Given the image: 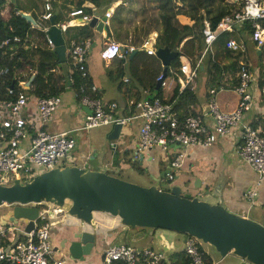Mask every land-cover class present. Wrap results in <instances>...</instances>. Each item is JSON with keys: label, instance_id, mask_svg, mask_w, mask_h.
<instances>
[{"label": "built area", "instance_id": "2783aa9c", "mask_svg": "<svg viewBox=\"0 0 264 264\" xmlns=\"http://www.w3.org/2000/svg\"><path fill=\"white\" fill-rule=\"evenodd\" d=\"M53 1L42 0L43 12L40 13L39 20L31 25V28L38 29L45 34L46 45L49 49H53L52 40L47 35L50 18L53 16ZM225 2L232 7L214 27H211L208 19L202 22L203 49L200 56L192 62L188 57V59H181V55L179 72L176 73L170 68L171 78L168 82L165 79L166 73L165 75L163 72L158 74L156 80L160 81V86H165L176 78L181 90L187 88L194 91L203 60L208 52H212L214 42L223 33L232 34V37L226 40L225 48L233 55H243V58L247 56L246 36L255 50H263L260 57H264V0H229V2L226 0ZM9 3L7 2V6ZM7 6L6 0L0 1V14ZM16 13L20 12L16 11ZM93 15L75 6L67 13L68 21L55 23V25L65 30L70 25H80L76 22L77 19L88 23ZM247 25L250 26L251 31L245 30ZM28 43L29 34L23 38L7 37L0 41V49L3 53L9 50L6 56L12 59L17 46L21 45L22 48L28 50L31 47ZM142 46L148 55H155L152 43L146 41ZM90 49L89 39L73 41L67 49L68 67L72 71H78L82 79L74 91V96L80 106L89 109L82 122L67 131L50 132L47 129L53 113L61 107V97L59 95L39 97L27 93L26 83L21 79L25 76L22 70L18 74L14 73L13 82L16 81L17 85L15 87L14 83L10 86L6 85L4 94H0V173L9 175L10 179L20 178L23 181H29L42 172L67 165L65 161L70 162L71 152L76 145V136L73 133L114 124H120L123 127L133 120H139L138 149L134 155L135 159L138 153H144L154 147H158L162 152L171 150L173 145L179 148L208 147L217 138L228 136L232 128L240 124L241 143L236 147V154L257 173L256 185L264 181V120L258 126L242 122L244 113L254 106L255 96L264 97V84L258 86L259 95L253 91L256 77L249 71L250 62L238 59V57L232 58L237 61L238 70L236 72L227 71L220 81L221 84L236 82L233 90L240 100L232 111L221 110L216 101L215 95L217 91L224 89L222 86L209 89L210 121L204 119L201 113L189 112L180 115L175 101L163 102L156 95L130 101L128 105L132 109L129 115L123 116L117 113L119 106L115 101H103L98 95L97 86L86 82L88 78L86 55ZM134 50V46H127L125 53L129 54ZM99 55L103 60L123 58V53L115 42L104 45ZM244 66L247 69H243ZM9 70V66L0 62V79L7 75ZM258 71L263 73L262 79L264 80V59L262 68ZM111 147V149L115 147L113 142H111ZM184 159L185 153L182 151L172 155L168 161V172L164 180L173 181ZM86 161L87 158L85 163ZM11 181L0 180V184L9 185ZM256 196V189H249L246 193L249 202H252ZM16 205L37 208V217L33 220L34 225L29 232L24 231L23 225L17 223L0 224V264H72L63 257H57L51 244L49 228L54 217L50 215V212L57 215L60 209L50 203L45 204L43 201L3 203L0 207L12 208ZM43 205H46V208H39ZM8 233H12V237L9 238ZM198 240L194 236L187 235L183 252L189 260L188 264H205ZM98 264H171V260L169 254L161 249L155 250L153 247H139L130 242H119L109 244L103 249L101 261Z\"/></svg>", "mask_w": 264, "mask_h": 264}, {"label": "crops", "instance_id": "0c3cea01", "mask_svg": "<svg viewBox=\"0 0 264 264\" xmlns=\"http://www.w3.org/2000/svg\"><path fill=\"white\" fill-rule=\"evenodd\" d=\"M191 1L193 0H185L186 12L182 13L180 15L181 18L178 19V29H181L183 24L191 25L194 22L193 17L196 16H201L202 20L211 19L228 5L226 2L216 4L213 0L210 2L207 0H196L197 4L194 6L195 10H193L187 7ZM7 2L10 1L6 0V6ZM77 2L78 0H54L53 15L57 17V14H60L62 17V21L60 20V22L68 21L67 13L70 9L77 6ZM82 2L90 7L89 12L84 9L85 13L89 15L95 14L100 17L105 14L106 19L104 22L106 30L97 32L89 27L87 23L80 22L79 19L76 22H79L80 25H70L67 28L80 29L83 26L90 28L92 37H86L81 40L89 39L91 42V49L86 55L88 78L97 86L98 95L103 101H115L119 106L117 113L127 116L132 109L128 105L130 101L150 98L155 95L157 80L153 74L158 69V65L162 67V63L156 55H148L142 45L144 42L149 41V43H152L154 50H156L159 47L157 46V41L160 35H162L168 26L173 27L174 18L177 19V14H173V0H169L166 7H163L164 0H82ZM9 4L4 8L2 16H6L9 10ZM23 5L26 11L20 13L29 14L33 20L30 23L33 25L34 21L39 20L40 13L43 12L42 0L41 8L38 9L25 3ZM176 5V9L179 8L178 5L180 9L183 6L180 0ZM67 28L61 30L62 38L66 46V60L67 49L70 43L76 41L75 39L69 40ZM41 33L38 29H30L28 44L31 47L29 49L34 51L37 48H48L45 35L42 33L43 36H41ZM245 38L247 39V49L250 48L251 53H247V56L243 59L247 62H249V59L253 61L250 62L249 71L256 77L253 83V91L258 94V86L264 84V80L262 79L263 73L258 71V69L262 68L264 57L256 56L255 51L258 55H261L263 50H255L249 38L246 36ZM109 42L118 44L123 53V58H113L111 60H102L100 58V49ZM183 43L178 46L179 53H181ZM127 46L135 47L132 56H130L131 53H125ZM187 57V55L182 54L181 59ZM220 59L222 63L226 64L230 61L226 57ZM232 61L237 62L233 59ZM56 70H54L55 75L59 72V70ZM210 72H212V67L207 61L204 63L203 60L195 89V98L176 101V107L180 115H185L189 112L201 113L204 119L210 121L209 110L206 111L205 107L209 99L208 91L210 88L215 87L214 77H212ZM225 73L222 74V79ZM72 82L68 78L67 85L58 94L62 101L61 107L53 113L52 119L47 125V129L50 132L67 131L78 126L82 122L85 113L89 111L87 107L80 106L78 100L75 98V88L72 87ZM255 97L256 101L254 100V106L251 110L244 113L242 122L258 126L264 120V104L262 105V102L258 101L260 96ZM215 98L221 110L232 111L236 107L238 94L232 89H223L217 91ZM139 125V120H133L128 125L121 127L120 137L118 140L113 141L116 146L110 150L107 147L110 146L111 141L107 140L106 137L111 129L105 128L108 125L83 131L85 133L84 135H86L84 139L85 147L81 150L79 156H71L69 163L82 167L89 154L96 152V157L99 158L100 162L103 165L116 169V174L121 172L122 167L131 166L134 168V165H131L129 159L133 158L135 160V154L133 155V153L137 152L138 149ZM241 130L240 124L233 127L228 136L217 138L208 147L193 146L179 148V146L173 145V148L166 152H162L158 147L151 148L144 153L140 152L138 153V156L142 153V160L139 164L140 171H147L151 176L158 178L162 170L168 166V161L172 158V155L174 156L176 152L182 151L185 153V159L181 169L177 172L172 182L175 185L181 186L182 192L186 196L197 194L203 196L205 192L217 188L221 193L225 206L230 211L252 217L256 220L260 218L264 220V181L256 185L258 182L257 173L236 154V147L241 143ZM108 141L109 143H107ZM108 151L112 154V158L109 161L105 157ZM124 152H128V155H124ZM74 159L77 161L81 160V164L74 163ZM137 159L134 161L135 164ZM136 165L138 166V164ZM187 174H194V176L201 179L199 188L193 187L192 183L185 182V175ZM249 189H256L257 191V196L252 202H249L246 197ZM252 204L254 205L251 206ZM97 215H102L106 223L110 222L114 225L115 220L110 218V216L101 212H95L94 217ZM51 221L52 224L59 223L61 225L64 224L63 221H69L71 224H74L76 220L74 218L70 219L67 215L65 218H53ZM119 227L121 226L119 225ZM65 228V226L63 228H57V230L55 228L52 235H50L51 240H53L52 238L56 234V239L60 243L62 238L61 233H63ZM119 231L120 228L113 230L106 229L105 236L107 238L105 236L103 237L104 241L101 242L99 250H103L109 244L122 242L119 238ZM137 246L152 247L151 244L144 241H141ZM202 252L205 251L202 250ZM207 252L211 259H213V264L217 262L218 253L214 247L209 245ZM58 254L56 253L57 257H61V253ZM92 255L85 262L79 264H98L101 261V251ZM72 264L75 263L72 262Z\"/></svg>", "mask_w": 264, "mask_h": 264}, {"label": "water", "instance_id": "95a60500", "mask_svg": "<svg viewBox=\"0 0 264 264\" xmlns=\"http://www.w3.org/2000/svg\"><path fill=\"white\" fill-rule=\"evenodd\" d=\"M21 16L33 22L29 14L21 13ZM105 19V14L102 17L94 15L87 24L95 31L102 32L106 30ZM47 35L52 40L59 62H65L66 46L61 29L55 25L54 15L50 18ZM178 49L177 45L156 48L155 55L162 63L163 75L171 61L178 56ZM34 77L35 74H32L26 82L27 90ZM159 87L160 81H157L156 90ZM205 107L208 111V104ZM120 132L121 125L114 124L106 139L116 141ZM124 155L127 156L128 152H124ZM137 157L140 164L142 153ZM135 160L129 159L130 162ZM167 172L166 167L158 178H152L156 182L162 181ZM116 173V169L103 165L96 152H92L83 167L73 164L60 166L42 172L29 181L18 178L9 185L0 184V205L46 201L60 209L57 215L51 211L52 217L60 214V218L67 215L74 218V224L63 221L62 225L66 228L61 233V242L54 247L56 253L64 254L68 260L83 262L93 251H98L97 235H101L102 242L106 229L120 228L119 238L122 242L139 236L148 244H158L171 255L184 251L185 240L190 235L214 247L218 253L217 264H264V220L230 211L217 188L205 192L203 196H186L181 186L171 181H166L171 185L167 190L155 184L144 187L123 180ZM185 177V182L192 183L193 187L199 188L201 185V179L194 174ZM95 212L113 218L114 225L110 228L99 226L94 222ZM37 213L35 207H7L6 212L0 214V224L17 223L29 232ZM227 255L231 259L225 261Z\"/></svg>", "mask_w": 264, "mask_h": 264}, {"label": "trees", "instance_id": "16d2710c", "mask_svg": "<svg viewBox=\"0 0 264 264\" xmlns=\"http://www.w3.org/2000/svg\"><path fill=\"white\" fill-rule=\"evenodd\" d=\"M4 1V0H0ZM26 5L33 6L30 0H25ZM38 2V0H36ZM97 1V0H93ZM182 3L185 0H180ZM169 0H164L163 7H166ZM16 3L18 1L16 0ZM9 4V10L6 16H2L0 14V41L7 37L19 36L23 38L26 34H29L31 29V23L26 21L20 13H16V11L22 12L26 11L25 7H21L18 3ZM35 6V5H34ZM33 6V7H34ZM36 7V6H35ZM65 7V6H64ZM77 7H81L83 10L85 9L87 12L90 11V7L86 5L82 0H78ZM232 6L226 5L223 10L216 15L215 17L208 19L211 23V27H214L217 22L223 17L226 13L229 12V9ZM37 9L39 8L36 7ZM60 13V12H59ZM192 19V17H191ZM194 22L191 25L183 24L181 29H178L173 25V27L168 26L166 30L160 35L157 41V46H168L170 48L174 46H179L182 42L183 45L181 47V53H178V56L171 61V64L167 68L165 79L167 82L171 78V74L169 69H173L176 73L178 71V67L180 66V56L187 55L191 59L194 57L200 56L202 49H203V36L201 33V29L203 27V20L201 16L193 17ZM62 21V17L60 14H57L55 17V23ZM87 26H83L79 28H67L68 37L70 39H75L76 41H81L83 38L92 37L91 30ZM247 31H251L249 25L246 26ZM243 31V30H242ZM241 31V32H242ZM244 32V31H243ZM44 34V33H43ZM41 33V36H43ZM244 34V33H243ZM45 35V34H44ZM240 36L242 34L239 33ZM237 36V35H236ZM71 37V38H70ZM232 37L230 33H223L221 34L213 44L212 52H208L209 54L206 55L207 63L212 67V75L214 80V85L222 86L224 89H232L236 85L235 81H232L228 84L223 83L221 84L220 81L222 79V74L229 71V72H236L238 68L236 67V63L232 61V58L238 57V59H243V55H233L230 50L225 48V43L228 38ZM16 53L12 56V59H8V54L10 51L6 50V53H3L0 49V62L4 65L9 66L10 70L7 75H5L2 79H0V94H4V87L6 85L10 86L14 83V87L17 85V82H13V78L15 74H18L21 70H27V74L30 76L32 73L35 74L34 79L31 83V88L27 90V93H31L34 96H51V95H58L60 91L63 90L64 86L67 85V80L70 78L72 82V87L75 90L78 88L79 84L81 83V77L78 71H72L71 68H68V56L67 61L60 63L59 58L53 49L48 48H37L36 50L31 49H24L21 45L17 46ZM182 50L184 52H182ZM68 55V52H67ZM255 55L260 57L258 53L255 51ZM226 57L230 59L228 64L222 63L220 58ZM157 60V59H156ZM159 62V60H157ZM155 73L156 77L160 72H163V66L158 65ZM242 67H240L241 69ZM55 69H58L59 72L55 75ZM69 69V72H68ZM243 69H247L246 66ZM200 71V68H199ZM204 71V70H203ZM28 76V78H29ZM87 83L91 84L89 78L86 80ZM153 86V83H152ZM195 90L190 91L189 89L181 90L180 85L176 81V78L173 81L167 83L165 86H160L156 91L155 95L158 96L163 102H178L182 99H193L195 98ZM240 100L238 96L237 104ZM236 104V106H237ZM220 108V107H219ZM12 233H8L9 238L12 237ZM201 249V248H200ZM202 251V250H201ZM205 264H213L212 261H208L205 258V253L203 252ZM171 264H188L189 260L187 259L184 252L177 253L170 255Z\"/></svg>", "mask_w": 264, "mask_h": 264}, {"label": "rangeland", "instance_id": "374dc122", "mask_svg": "<svg viewBox=\"0 0 264 264\" xmlns=\"http://www.w3.org/2000/svg\"><path fill=\"white\" fill-rule=\"evenodd\" d=\"M10 1V3H16V0H9ZM18 1V3L20 4V6L21 7H23L24 5V3H26V1L25 0H17ZM33 4V6L35 5L36 7H38V4H39V8H41V0H38V2L36 1V0H30ZM208 2H210L211 0H207ZM216 4H220L221 2L223 3V2H225L226 0H213ZM228 2H229V0H227ZM179 2V0H173V14H177V19H175L174 18V23H173V25L174 26H177L179 23H178V19H180L181 17H180V15H182V13H184V12H186V7H185V5H186V2H184V3H182L183 4V6L181 7V9H180V6L178 5V9H176V4ZM18 3H16L17 4V6H18ZM200 4H201V2H199ZM197 4V2H196V0H193V1H191L190 2V4H188L187 5V7L189 8V9H193V10H195V5ZM34 6V7H35ZM35 7V8H36ZM197 7V6H196ZM69 12V11H68ZM94 16V15H93ZM177 28H179V26H177ZM246 39V38H245ZM247 40V39H246ZM101 50V49H100ZM247 51H248V53L250 54L251 52H250V48H248L247 49ZM253 51V50H252ZM100 52V51H99ZM134 52V51H133ZM182 52H184L183 50H182ZM209 54V53H208ZM207 54V55H208ZM100 56V55H99ZM101 58V57H100ZM102 59V58H101ZM111 59H113V58H111ZM111 59H105V60H111ZM191 59V58H190ZM207 59V56L205 57V59H204V63H205V60ZM103 60V59H102ZM192 60V62L194 61V59L192 58L191 59ZM67 61V60H66ZM249 62H253L251 59H249ZM69 68V67H68ZM58 70V69H57ZM56 70V71H57ZM22 73L25 75L24 77H22L21 79H23V81L26 83L28 80H29V78H30V76L32 75H28L27 74V70H24V71H22ZM28 76H29V78H28ZM258 101H260V102H262V105L264 104V97L263 96H260L259 97V99H258ZM264 106V105H263ZM111 127L112 126H110V125H108L107 127H105V128H108V129H111ZM95 130H100V129H95ZM94 130V131H95ZM83 134V135H82ZM85 133H83V132H75V133H73V135L74 136H76V145H75V147H74V149H73V151L71 152V155L70 156H79L80 155V153H81V150L85 147V144H84V139H85V137H86V135H84ZM107 143H109V141L107 142ZM112 147H111V144H110V146H108L107 147V149L108 150H110ZM105 153V152H104ZM106 159L109 161L111 158H112V154H111V152H106ZM74 161V163H77V164H81V160H73ZM131 163V165H134V168H132L131 166H125V167H122L123 169L121 170V172H119V174H116L119 178H121V179H123V180H126V181H129V182H131V183H135V184H138V185H140V186H144V187H147V186H150V185H153V184H155V185H158L161 189H165V190H167V189H169L170 188V184H167L166 183V180H162V181H154L153 180V178H152V176H151V174L150 173H148L147 171H140V166H139V163H137L136 162V164H138V166L135 164V162H130ZM134 163V164H133ZM65 164H67V165H71L70 163H67V161H65ZM65 166V165H64ZM155 174H157V173H155ZM0 180L1 181H13L14 179H10V176L9 175H7V174H5V173H0ZM11 181V182H12ZM21 181H23V180H21ZM11 182H10V184H11ZM184 193V192H183ZM185 194V193H184ZM45 204L47 203V204H49L48 202H46V201H43ZM254 204H252L251 206H253ZM250 206V207H251ZM39 208H46V205H43V206H39ZM6 210H7V207H4V206H2V207H0V214L1 213H4V212H6ZM61 217V215L59 214L58 215V217H57V219H59ZM94 222H97L98 224H99V226H103V227H107V228H110V226L112 225L110 222H107L106 223V220H104L103 218H102V215H97V216H95V218H94ZM56 224V223H55ZM51 224L50 226V228H49V232H50V235H52V232H53V230L56 228V230H57V228H63V225L61 224V225H59V224ZM55 225V226H54ZM100 228H102V227H100ZM58 233V232H57ZM97 236H99V238H98V241H99V248H100V244H101V241L100 240H102L101 238V235H97ZM105 238H107V237H105ZM131 238H133V239H135V240H133V239H129L128 241L131 243V244H134V245H138V244H140L141 243V241H142V238L141 237H139V236H134V237H131ZM53 240H51V244H52V246L54 247H56L57 245H59V243H58V241H57V239H56V234H55V236H54V238H52ZM198 244H199V246H200V248L202 249V250H204L205 252V258L208 260V261H212V263H213V259H211V257L209 256V253L207 252V248H209V244L208 243H203L201 240H198ZM152 245V247L155 249V250H160L161 249V247L158 245V244H155V243H152L151 244ZM99 248H98V251H93L90 255L91 256H93L92 254H94V253H98L99 251H101V253H102V251L103 250H99ZM162 250V249H161ZM60 252H63L62 250H60ZM165 252V251H164ZM168 253V252H167ZM169 254V253H168ZM57 255H59L58 253H57ZM89 255V256H90ZM171 254H169V256H170ZM88 256V257H89ZM61 257H63L64 259L65 258H67L64 254H61ZM88 257L86 258V260L88 259ZM226 260L225 261H227V260H229V259H231V256L230 255H227L226 257ZM68 260V259H67ZM86 260H84L83 262H85ZM71 263L72 262H74L75 264H79V263H81L80 261H73V260H69ZM214 264H217V262H215ZM219 264V263H218Z\"/></svg>", "mask_w": 264, "mask_h": 264}, {"label": "bare ground", "instance_id": "6f19581e", "mask_svg": "<svg viewBox=\"0 0 264 264\" xmlns=\"http://www.w3.org/2000/svg\"><path fill=\"white\" fill-rule=\"evenodd\" d=\"M69 216V215H68ZM69 218L71 219V217L69 216Z\"/></svg>", "mask_w": 264, "mask_h": 264}]
</instances>
